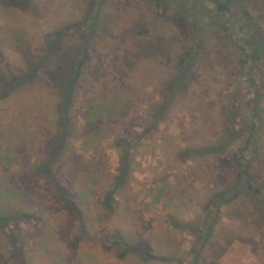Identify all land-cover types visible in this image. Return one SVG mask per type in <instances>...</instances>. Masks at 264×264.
Here are the masks:
<instances>
[{"label":"rangeland","instance_id":"obj_1","mask_svg":"<svg viewBox=\"0 0 264 264\" xmlns=\"http://www.w3.org/2000/svg\"><path fill=\"white\" fill-rule=\"evenodd\" d=\"M91 4L0 0V75L26 78L0 99V264H22L18 253L28 264H264V97L253 153L234 141L219 155L182 156L229 136L241 78L222 51L224 37L209 35L189 88L159 119L162 90L191 31L172 19V9L157 16L153 0H105L88 14ZM245 5L264 29V0ZM85 45L69 147L50 176L43 167L59 129L58 104ZM129 98L121 116L108 115ZM92 105L99 117L88 124ZM117 137L138 139L113 209L107 192L125 167ZM242 153L261 191L241 187L212 224L206 203L237 184ZM128 193L131 208L122 204Z\"/></svg>","mask_w":264,"mask_h":264},{"label":"trees","instance_id":"obj_2","mask_svg":"<svg viewBox=\"0 0 264 264\" xmlns=\"http://www.w3.org/2000/svg\"><path fill=\"white\" fill-rule=\"evenodd\" d=\"M25 1V0H24ZM247 0H153L154 8L157 16L165 17L167 9L173 10V18L185 24L191 31V44L181 53L175 60L172 75L168 78L164 89L162 90V102L157 109V117L160 119L165 114L170 103L179 94L186 91L192 82V76L196 69V63L200 59V53L204 45L207 43L210 34H221L222 51L226 56L228 64L233 63L234 72L240 79L241 86H238L234 95V102L229 106L230 131L229 136H224L218 143L207 147L188 148L181 155L184 157H196L198 155H219L224 153L234 141H241L244 144L242 150L250 149L253 153V146H258V136L262 120V100L264 97V29L260 22L256 20L252 12L247 8ZM105 0H92V7L88 14L94 12L95 6L98 10L104 5ZM169 19L171 16L166 15ZM63 31H61L62 33ZM60 33V34H61ZM89 36L90 32L87 33ZM84 33L86 43L89 37ZM93 34V31H92ZM59 38V37H58ZM88 45L82 47V55L77 62H72L71 70L68 74L67 81L64 84L63 100L58 104V133L55 134L53 140V149L47 154V160L43 170H47L50 176H54L53 169L56 161L64 155L67 150L68 139L73 131V119L70 110L73 91L76 83L79 81L83 72V68L88 61L89 53ZM81 53V52H80ZM78 53H76L77 55ZM0 56L2 50L0 48ZM237 69V70H236ZM25 79L17 75L11 76L9 72L0 75V99L7 95L17 85L21 84ZM240 95L243 97L242 104H239ZM132 98L124 100L123 103L118 102L113 106L108 115L121 116V114L129 108L133 103ZM103 101V99H102ZM101 102V101H99ZM94 106L88 108L86 121L88 124H94L90 120H96V111ZM89 113V114H88ZM98 114V113H97ZM144 132L140 133V136ZM96 134V135H95ZM99 137L98 132L93 136ZM139 136V135H138ZM137 137L131 140H125L123 137H117L115 145L119 147L121 159L125 163L122 171V177L114 179L110 190L107 192L109 199L106 201L110 207L114 209L112 197L114 193L120 192L122 184L125 181L123 176L128 174L130 169V156L132 141H136ZM140 140V138H139ZM131 142V143H130ZM140 142H137V145ZM21 144L20 142L17 144ZM16 147H19L17 146ZM244 153L240 156V162L243 169L239 172L240 179L237 184L231 186L227 193L216 194L208 200L205 207L206 217L210 218V223H214L218 219V214L223 203H229L243 187L258 193L260 187L253 186V176L251 173V164L244 158ZM245 161H244V159ZM57 179V178H56ZM240 181V182H239ZM57 186L58 182L55 180ZM264 185V184H263ZM242 187V188H241ZM61 189L60 187H58ZM233 190V191H232ZM60 194H63L60 190ZM233 192V193H232ZM83 196V195H81ZM175 226L183 229L189 225L172 222ZM127 247L128 251L141 253L150 258V255L141 252L123 240H117ZM20 254L22 264H28L24 257ZM124 255V254H123ZM164 259V258H163ZM167 258H165L166 260Z\"/></svg>","mask_w":264,"mask_h":264},{"label":"crops","instance_id":"obj_3","mask_svg":"<svg viewBox=\"0 0 264 264\" xmlns=\"http://www.w3.org/2000/svg\"><path fill=\"white\" fill-rule=\"evenodd\" d=\"M124 197H125V200H123L122 201V204L124 205V206H126V207H128V208H131V206H133L134 205V203H135V200H134V198H133V194H130V193H128L127 195H123ZM144 196H146V194L144 195H140V197H144ZM113 197H115V193H114V195H113ZM129 197H131L130 199H129ZM153 202H156V200H152ZM158 201V200H157ZM146 203H149V202H146ZM158 241H159V243H160V238L158 239ZM168 258L170 257V256H167ZM164 258H166V256H164ZM167 258V259H168ZM171 258H173V256L171 257ZM165 260V259H164Z\"/></svg>","mask_w":264,"mask_h":264}]
</instances>
